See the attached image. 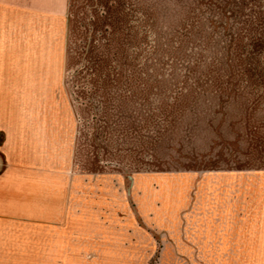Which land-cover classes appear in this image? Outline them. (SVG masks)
I'll use <instances>...</instances> for the list:
<instances>
[{"label":"rangeland","instance_id":"rangeland-1","mask_svg":"<svg viewBox=\"0 0 264 264\" xmlns=\"http://www.w3.org/2000/svg\"><path fill=\"white\" fill-rule=\"evenodd\" d=\"M0 150V264H264V0H0Z\"/></svg>","mask_w":264,"mask_h":264},{"label":"crops","instance_id":"crops-1","mask_svg":"<svg viewBox=\"0 0 264 264\" xmlns=\"http://www.w3.org/2000/svg\"><path fill=\"white\" fill-rule=\"evenodd\" d=\"M36 172L31 165L8 159L0 153V233L4 231L2 226L10 221L29 220L37 216L35 204L32 206L30 202L29 189ZM6 246L10 247L0 240V248Z\"/></svg>","mask_w":264,"mask_h":264}]
</instances>
